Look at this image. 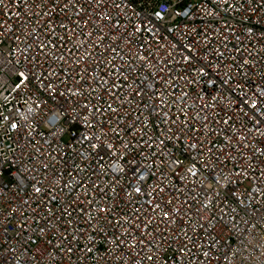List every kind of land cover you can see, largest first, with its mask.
Here are the masks:
<instances>
[{
	"label": "built area",
	"instance_id": "1",
	"mask_svg": "<svg viewBox=\"0 0 264 264\" xmlns=\"http://www.w3.org/2000/svg\"><path fill=\"white\" fill-rule=\"evenodd\" d=\"M0 264H264V0H0Z\"/></svg>",
	"mask_w": 264,
	"mask_h": 264
}]
</instances>
